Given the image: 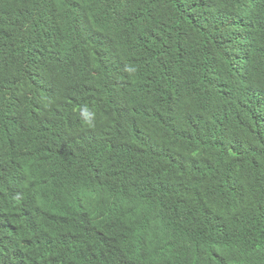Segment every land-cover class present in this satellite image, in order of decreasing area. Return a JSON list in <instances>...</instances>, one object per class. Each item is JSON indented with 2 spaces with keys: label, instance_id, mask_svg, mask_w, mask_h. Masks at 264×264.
Here are the masks:
<instances>
[{
  "label": "trees",
  "instance_id": "16d2710c",
  "mask_svg": "<svg viewBox=\"0 0 264 264\" xmlns=\"http://www.w3.org/2000/svg\"><path fill=\"white\" fill-rule=\"evenodd\" d=\"M0 264H264V0H0Z\"/></svg>",
  "mask_w": 264,
  "mask_h": 264
}]
</instances>
